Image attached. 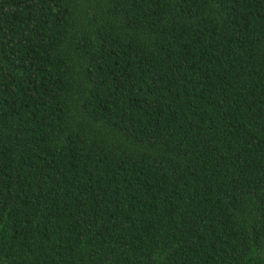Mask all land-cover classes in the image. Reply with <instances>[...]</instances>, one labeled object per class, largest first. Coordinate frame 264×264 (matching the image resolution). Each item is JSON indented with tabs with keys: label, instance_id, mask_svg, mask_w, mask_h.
Here are the masks:
<instances>
[{
	"label": "trees",
	"instance_id": "1",
	"mask_svg": "<svg viewBox=\"0 0 264 264\" xmlns=\"http://www.w3.org/2000/svg\"><path fill=\"white\" fill-rule=\"evenodd\" d=\"M0 264H264V0H0Z\"/></svg>",
	"mask_w": 264,
	"mask_h": 264
}]
</instances>
